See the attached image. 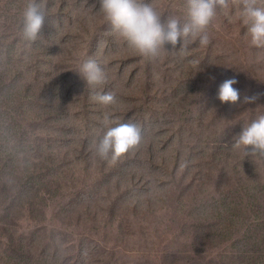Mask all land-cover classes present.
Masks as SVG:
<instances>
[{
    "label": "rangeland",
    "instance_id": "rangeland-1",
    "mask_svg": "<svg viewBox=\"0 0 264 264\" xmlns=\"http://www.w3.org/2000/svg\"><path fill=\"white\" fill-rule=\"evenodd\" d=\"M146 2L183 23V0ZM228 2L208 45L145 58L113 33L100 0H46L31 48L27 0H0V264H264V159L232 147L264 114V49ZM89 58L105 85L77 73ZM233 77L240 101L221 103ZM106 112L142 130L115 163L95 151Z\"/></svg>",
    "mask_w": 264,
    "mask_h": 264
},
{
    "label": "clouds",
    "instance_id": "clouds-1",
    "mask_svg": "<svg viewBox=\"0 0 264 264\" xmlns=\"http://www.w3.org/2000/svg\"><path fill=\"white\" fill-rule=\"evenodd\" d=\"M232 4L241 7L239 18L247 27L249 45L264 49V0H232ZM46 7V0H27L23 9L22 38L28 48L41 36ZM228 7V0H183L184 18L181 23L177 18L162 21L161 14L146 0H100L104 21L111 25L113 33L145 58L157 57L165 44L172 45V49L177 44L179 47L182 45L184 52L197 38L200 45H208L210 37L207 29L217 9ZM77 73L94 88L107 83V74L95 59L84 60ZM237 82L234 77L228 78L218 86L217 98L221 103L240 101V92L233 87ZM255 98L245 96L243 102L250 103ZM91 99L105 107L117 103L113 92H95ZM102 124L106 130L95 145L96 154L102 160L115 163L139 146L142 130L138 124L120 123L107 112L102 118ZM232 147L241 150L243 158L264 159V114L242 127Z\"/></svg>",
    "mask_w": 264,
    "mask_h": 264
}]
</instances>
